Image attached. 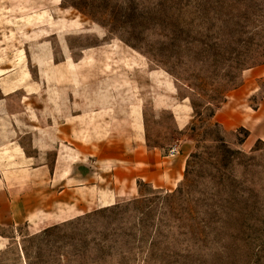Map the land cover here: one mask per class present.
<instances>
[{"label":"rangeland","instance_id":"1","mask_svg":"<svg viewBox=\"0 0 264 264\" xmlns=\"http://www.w3.org/2000/svg\"><path fill=\"white\" fill-rule=\"evenodd\" d=\"M262 63L264 0H0V73L25 76L0 100L1 140L21 92L35 108L43 90L52 108L79 74L81 90L109 86L124 101L131 82L147 142L185 160L174 184L25 236L22 252L6 244L0 264H264V110L232 114L264 94V74L246 75ZM167 103L187 114L182 127Z\"/></svg>","mask_w":264,"mask_h":264},{"label":"crops","instance_id":"2","mask_svg":"<svg viewBox=\"0 0 264 264\" xmlns=\"http://www.w3.org/2000/svg\"><path fill=\"white\" fill-rule=\"evenodd\" d=\"M262 74L264 63L249 67L246 73ZM71 77L68 102L61 95L50 108L49 95L41 90L37 96L41 106L34 108L27 101L30 89L20 93L21 105L3 109L11 128L7 138L0 139V248L13 243L22 252L20 241L25 236L43 234L123 197L138 195L143 185L166 188L182 175L185 160L177 146L166 153L147 142L142 97L131 82L124 101L109 86L81 90V76ZM24 81V75L13 79L0 73V100L16 93ZM156 98L154 104L160 106ZM223 104L230 106L228 100ZM179 106L165 104L176 126L182 127L187 114L179 113ZM246 109H234L233 117L243 122V116L262 114L264 94L255 107ZM220 110L217 120L224 125ZM18 113L25 118L23 125ZM255 135L264 139V119ZM18 225L26 232L20 234ZM6 227L10 233L2 232Z\"/></svg>","mask_w":264,"mask_h":264},{"label":"built area","instance_id":"3","mask_svg":"<svg viewBox=\"0 0 264 264\" xmlns=\"http://www.w3.org/2000/svg\"><path fill=\"white\" fill-rule=\"evenodd\" d=\"M174 151H175V146H170V147L167 149L166 153H172V152H174Z\"/></svg>","mask_w":264,"mask_h":264}]
</instances>
